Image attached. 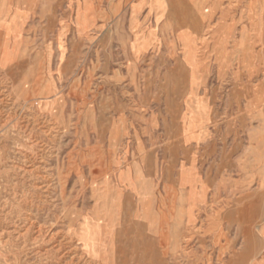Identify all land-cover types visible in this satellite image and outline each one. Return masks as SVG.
I'll list each match as a JSON object with an SVG mask.
<instances>
[{
    "label": "rangeland",
    "instance_id": "1",
    "mask_svg": "<svg viewBox=\"0 0 264 264\" xmlns=\"http://www.w3.org/2000/svg\"><path fill=\"white\" fill-rule=\"evenodd\" d=\"M0 201L99 264H240L246 229L264 264V0H0Z\"/></svg>",
    "mask_w": 264,
    "mask_h": 264
},
{
    "label": "bare ground",
    "instance_id": "2",
    "mask_svg": "<svg viewBox=\"0 0 264 264\" xmlns=\"http://www.w3.org/2000/svg\"><path fill=\"white\" fill-rule=\"evenodd\" d=\"M6 171L9 172L10 175H15L19 180H25L32 175L31 173L33 172L32 170L16 166H11L6 169ZM10 189L13 190L12 186ZM115 200L118 201L116 198ZM6 204L0 203V246L6 244L17 245L18 250L24 252L27 258H34V264H99V261L93 262L89 258L92 257V255L88 253V249H93L97 242L95 240L98 238V232H95L94 235H89L87 227L88 222L85 219L83 224H79V226L75 227H73L75 223L72 222V224H70L72 226L68 227V229L63 232L61 230H55L54 225H50L46 228L43 225H39L37 221L31 220L24 212L25 208L23 205H19L20 209L17 207L18 210H16V213H13L16 209L15 206L13 207L14 209L11 207L10 210L6 211L8 205ZM258 206V201L253 203L249 208V212H251L252 215H259ZM238 212H240L238 220L242 227V224H244V212H242L240 208ZM262 231L264 233V228ZM74 239L78 241L77 244L81 242L82 245H80V247L73 246L71 243ZM244 244V249L238 256L241 260L240 264H246L245 261H247L250 256H254L255 253H258L261 247V243L248 229L244 231ZM126 261L127 260H120L121 263L128 264ZM110 262L112 264H118L117 262L115 263L114 259ZM249 264H251V262Z\"/></svg>",
    "mask_w": 264,
    "mask_h": 264
}]
</instances>
